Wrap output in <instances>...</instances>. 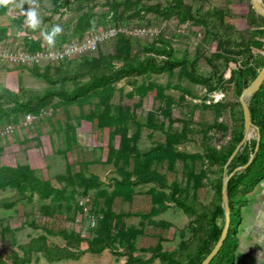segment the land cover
I'll return each instance as SVG.
<instances>
[{
	"label": "rangeland",
	"instance_id": "rangeland-1",
	"mask_svg": "<svg viewBox=\"0 0 264 264\" xmlns=\"http://www.w3.org/2000/svg\"><path fill=\"white\" fill-rule=\"evenodd\" d=\"M257 14L251 0H0V89L23 99L71 89L91 66L170 56L155 45L185 61L123 77L77 101L53 97L27 110L0 99V264H170L128 258L194 254L210 228L204 215L223 206L224 177L250 158L257 139L252 127L227 170L206 153L207 146L227 150L242 129L236 76L245 62L258 69L264 61ZM94 35L102 37L95 48L45 54ZM37 52L44 54L20 57ZM14 168L18 178L2 181ZM149 175L157 179L134 182ZM171 186L197 212L179 207ZM246 188H235L238 238L254 207L264 208V180ZM217 223L224 226L225 215ZM40 242L76 255L50 259ZM109 242L113 250H92Z\"/></svg>",
	"mask_w": 264,
	"mask_h": 264
},
{
	"label": "trees",
	"instance_id": "trees-1",
	"mask_svg": "<svg viewBox=\"0 0 264 264\" xmlns=\"http://www.w3.org/2000/svg\"><path fill=\"white\" fill-rule=\"evenodd\" d=\"M128 1V0H127ZM141 1V0H138ZM144 5V4H143ZM257 14V12H256ZM261 22L264 23V17L262 15L257 14ZM257 45H260L259 42L255 41ZM154 50L168 54L169 57H157L153 55L145 56L141 61H131L121 64L120 66L109 67L105 69H97L94 67H90L87 71L89 77L82 82L76 84L73 88L69 89L64 86L59 87H49L43 90L31 91L27 98L23 99L14 92V90H10L7 87L0 89V99L5 98L7 101L14 103V105L21 107L27 110H33L36 103H43L47 100L58 97L60 99L66 101H77L92 92L99 91L101 88H105L115 83L119 79L130 76V75H146L150 73H159L165 70H171L176 68L179 65H182L185 61L179 58H174L173 50L160 47L153 46ZM248 51H251L249 47H247ZM264 61L261 66L256 69L255 67L248 66V63L245 62L244 65L241 66L238 70V74L236 76V82L238 86V93L241 94L243 88L249 85L255 76H257L260 69L263 67ZM264 88L261 86L260 90L257 91L251 98L250 109L252 121L255 125L259 127L261 133L260 148L255 155V158L251 162V164L244 170L235 174L229 182V195H230V208H231V225L229 228V232L227 238L225 239L221 249L217 253V255L213 258L210 264H235L237 258V249L239 245V238L237 237V221L240 219V209L236 204H234L235 198V188L238 189L239 185H243L249 189V187L262 182L264 180ZM242 105V104H241ZM243 108V107H242ZM243 129H244V113H243V125L240 132L237 133L235 139L227 150H218L215 148H211L207 146V155L213 160L221 161L223 165L228 161L229 157L235 150L236 146L243 138ZM254 149L256 147V139L254 140ZM216 152V153H215ZM254 152V150H253ZM241 156H239L240 158ZM242 164H245L249 157H241ZM241 165V164H240ZM23 175L27 179L28 182L35 181L34 177H32L27 168H23ZM19 170L17 168L14 169H6L4 172V176L2 181H10L18 178ZM157 179L153 175L142 176L135 180V183L140 182H148ZM37 183L48 184L49 182L43 180H37ZM222 194V188H221ZM171 198L174 202L177 203L179 207L184 209L185 211H193L197 212L194 205L187 202L184 197H181L177 194V189L174 186H171L170 192ZM247 201V200H246ZM237 211V219L234 220L235 213ZM224 213V207L218 206L216 212L212 217L205 214L204 218L209 219L210 228L207 234L204 237L203 242L198 247L196 252L192 254L187 260H182L181 257H174V251H157L154 252L148 259L144 260L139 256H130L128 261L131 263H144L149 262L155 257H161L162 259L168 261L170 264H200L204 258L211 252L216 242L218 241L221 232L224 226H220L217 223V217ZM233 229V230H232ZM92 250L95 252L103 251L106 248L111 250L114 249V245L112 243H104L100 247L91 246ZM38 248L43 250L46 255L50 257V259H59L62 257H71L76 255L69 249H60L57 248V251L51 250L46 244L40 242ZM17 256V254H15ZM17 260V258L15 259Z\"/></svg>",
	"mask_w": 264,
	"mask_h": 264
},
{
	"label": "water",
	"instance_id": "water-1",
	"mask_svg": "<svg viewBox=\"0 0 264 264\" xmlns=\"http://www.w3.org/2000/svg\"><path fill=\"white\" fill-rule=\"evenodd\" d=\"M251 3L253 5L254 9L256 10V12L259 15H262L264 17V2H263V0H251ZM263 82H264V65L260 69V71L258 72L257 76L254 77L252 82L249 85L245 86L241 92L240 102L242 104L243 113H244V133L245 134H244V137L240 140V143L236 146V148L233 151V153L231 154V156L229 157L228 161L226 162L225 170H227L228 164L238 154L240 148L246 142V139L249 138L250 130L252 127H255V129H256V134H257L256 141H257V143H256V147L254 149V152L251 154L249 160L245 164L239 165L236 168H234L228 175H226L224 177L223 186H222V198H223L222 204H223L224 213H225L224 227H223L221 235H220L218 241L216 242L215 246L213 247L211 252L204 258V260L200 264H210V262L213 260V258L217 255V253L221 249L225 239L227 238L229 228L231 225V208H230V204H229L230 199H229V192H228V186H229V181H230L231 177L235 173L246 169L251 164V162L255 158L256 153L258 152V150L260 148L259 139H261V133H260L259 127L257 125H255L252 121L249 100L252 98V96L257 91L260 90Z\"/></svg>",
	"mask_w": 264,
	"mask_h": 264
},
{
	"label": "crops",
	"instance_id": "crops-1",
	"mask_svg": "<svg viewBox=\"0 0 264 264\" xmlns=\"http://www.w3.org/2000/svg\"><path fill=\"white\" fill-rule=\"evenodd\" d=\"M254 208L243 222L248 231L239 238L235 264H264V208L258 205Z\"/></svg>",
	"mask_w": 264,
	"mask_h": 264
},
{
	"label": "built area",
	"instance_id": "built-area-1",
	"mask_svg": "<svg viewBox=\"0 0 264 264\" xmlns=\"http://www.w3.org/2000/svg\"><path fill=\"white\" fill-rule=\"evenodd\" d=\"M140 32L141 33H148L149 30L142 29V30H140ZM112 33L113 32H111V34ZM101 38L102 37H100L99 35L90 36L82 44H77V45H74L72 47H67L63 51L45 52V54L47 56H50L51 58H60V57L65 56L66 54H71V53H74V52H77V53L78 52H82V51H85V50H89V49L95 48L98 40H100ZM43 54H44V52H37L34 55L29 54V53H22L20 57H21L22 60L26 61V60L38 59Z\"/></svg>",
	"mask_w": 264,
	"mask_h": 264
}]
</instances>
